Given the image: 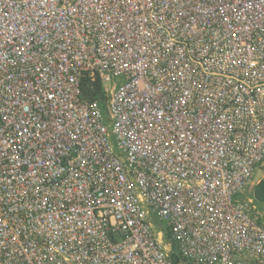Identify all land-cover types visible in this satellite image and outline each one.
<instances>
[{"label":"built area","instance_id":"1","mask_svg":"<svg viewBox=\"0 0 264 264\" xmlns=\"http://www.w3.org/2000/svg\"><path fill=\"white\" fill-rule=\"evenodd\" d=\"M263 161L264 0H0V264H264Z\"/></svg>","mask_w":264,"mask_h":264},{"label":"trees","instance_id":"2","mask_svg":"<svg viewBox=\"0 0 264 264\" xmlns=\"http://www.w3.org/2000/svg\"><path fill=\"white\" fill-rule=\"evenodd\" d=\"M81 92L83 97L88 101H98L101 104V108L105 113V97L102 92V84L99 79H96L95 82H91L90 78L84 77L80 83ZM264 171V168H263ZM252 196L257 202L260 209L263 211V216L260 220V223L264 225V180H261L257 185L254 186L252 191ZM156 228L161 229L165 240L169 242L171 246V251L169 253V259L172 264H191L188 260L180 255L178 252L177 246L171 239V231L168 227L163 226L162 224L156 222Z\"/></svg>","mask_w":264,"mask_h":264},{"label":"crops","instance_id":"3","mask_svg":"<svg viewBox=\"0 0 264 264\" xmlns=\"http://www.w3.org/2000/svg\"><path fill=\"white\" fill-rule=\"evenodd\" d=\"M260 166H261V165L257 166V168H256V170H255L254 177L252 178L251 183L249 184L248 188L243 192V194L246 195V197L243 196L242 194H241V196H240L241 199H244V200H251V201L253 202V205L255 206V209H256V210L254 211V214H255V215H258V217H259V222H260V220H261V218H262V216H263V211L261 210L262 208L260 209V207L258 206L257 202H256L255 199L253 198V196H252V191H253L254 186L257 185L261 180H264V179H261L258 183L254 184V186H252V185H253V180H254V178H255V176H256V173H257L258 169L260 168Z\"/></svg>","mask_w":264,"mask_h":264},{"label":"water","instance_id":"4","mask_svg":"<svg viewBox=\"0 0 264 264\" xmlns=\"http://www.w3.org/2000/svg\"><path fill=\"white\" fill-rule=\"evenodd\" d=\"M260 168L258 169L257 173H256V176L253 180V185L258 183L261 179H264V171H263V168H264V161L260 164Z\"/></svg>","mask_w":264,"mask_h":264},{"label":"rangeland","instance_id":"5","mask_svg":"<svg viewBox=\"0 0 264 264\" xmlns=\"http://www.w3.org/2000/svg\"><path fill=\"white\" fill-rule=\"evenodd\" d=\"M121 83H122V79L117 80V85H118V86H119ZM242 195L246 197V195H244V194H242ZM165 242H167V241L165 240ZM165 245H166V244H165Z\"/></svg>","mask_w":264,"mask_h":264}]
</instances>
